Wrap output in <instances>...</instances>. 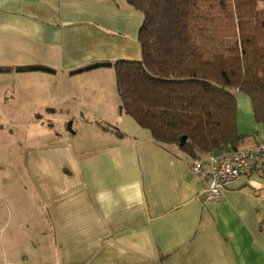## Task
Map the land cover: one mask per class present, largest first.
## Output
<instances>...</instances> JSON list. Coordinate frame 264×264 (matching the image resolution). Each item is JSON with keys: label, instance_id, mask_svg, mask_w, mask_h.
<instances>
[{"label": "crops", "instance_id": "1", "mask_svg": "<svg viewBox=\"0 0 264 264\" xmlns=\"http://www.w3.org/2000/svg\"><path fill=\"white\" fill-rule=\"evenodd\" d=\"M142 21L124 0H0V133L9 141L21 129L20 144L7 147L32 181L22 192L36 204L0 238V264H264V163L208 202L188 157L118 114L113 68L70 73L94 61L140 60ZM34 65L54 72L16 70ZM236 98L239 147L252 148L264 140V124L246 94ZM76 115L94 128L93 144L32 142L44 122L72 119V129ZM7 217L0 205V223ZM26 222L37 241L15 236Z\"/></svg>", "mask_w": 264, "mask_h": 264}, {"label": "trees", "instance_id": "2", "mask_svg": "<svg viewBox=\"0 0 264 264\" xmlns=\"http://www.w3.org/2000/svg\"><path fill=\"white\" fill-rule=\"evenodd\" d=\"M124 1L143 14L141 59L94 61L72 75L113 68L118 114L190 161L239 147L237 94L250 98L255 122L264 124V0ZM16 70L54 72L41 65Z\"/></svg>", "mask_w": 264, "mask_h": 264}, {"label": "rangeland", "instance_id": "3", "mask_svg": "<svg viewBox=\"0 0 264 264\" xmlns=\"http://www.w3.org/2000/svg\"><path fill=\"white\" fill-rule=\"evenodd\" d=\"M69 122H72V119L67 120L63 124L60 119L56 118L55 121L50 124V126L47 122H44L40 127L34 129L36 137L32 142L45 143L47 141H50L52 138H63V140H53H57L56 142L58 144H68V140L70 138L71 142H69L74 147L80 149L85 146L83 145L84 142L89 140L90 143L93 144V141H96L94 137V128L92 126L89 127L87 125L82 126L77 115L75 118V122L72 126V132H70L67 128ZM94 124L97 126L95 122ZM18 130L21 129H14L16 134L13 136V139H10L9 141L6 140L5 132L2 136L0 133V205L3 206L4 217L8 216L7 218L9 220L7 224L0 223V238L2 237V240L4 242L5 240H7V238H9L10 235H12V227L17 224L16 218H18L19 220H26L29 214H31L32 212L35 213V208L33 207H36V204L32 205L29 194H27L26 192L24 193L21 190L22 187H30L32 181L29 175L27 173L25 174L22 170L23 168L21 161L19 159H15V157L11 155L12 151L9 150L10 148L7 147V144L9 146H11L12 144L14 146L20 144L18 143L19 140H17ZM20 133L21 132H19V135L21 136ZM64 138H67V140H64ZM23 140L25 141L26 139L24 138ZM92 146L93 145L89 147ZM12 200L18 203L14 205ZM15 206L24 208V211H26L28 214L19 216L17 215L16 217L14 211ZM39 210V208L36 209V211L40 213ZM10 220H12V222H10ZM14 234L15 236H20L22 238H32L36 241L39 237L38 231L35 230L33 223L29 222H26L25 227L19 228V230L14 232Z\"/></svg>", "mask_w": 264, "mask_h": 264}, {"label": "built area", "instance_id": "4", "mask_svg": "<svg viewBox=\"0 0 264 264\" xmlns=\"http://www.w3.org/2000/svg\"><path fill=\"white\" fill-rule=\"evenodd\" d=\"M264 163V140L252 148L228 147L218 154L196 158L190 163L191 173L207 183L205 200L217 202L223 189L248 168Z\"/></svg>", "mask_w": 264, "mask_h": 264}, {"label": "water", "instance_id": "5", "mask_svg": "<svg viewBox=\"0 0 264 264\" xmlns=\"http://www.w3.org/2000/svg\"><path fill=\"white\" fill-rule=\"evenodd\" d=\"M71 125V122H69L68 126ZM69 131H72V129L70 127H68Z\"/></svg>", "mask_w": 264, "mask_h": 264}]
</instances>
